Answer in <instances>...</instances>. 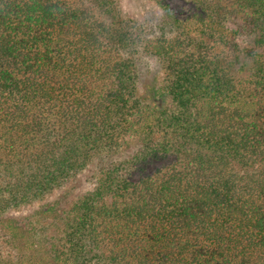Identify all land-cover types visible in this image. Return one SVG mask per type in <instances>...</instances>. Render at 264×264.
<instances>
[{
    "label": "trees",
    "instance_id": "obj_1",
    "mask_svg": "<svg viewBox=\"0 0 264 264\" xmlns=\"http://www.w3.org/2000/svg\"><path fill=\"white\" fill-rule=\"evenodd\" d=\"M0 264H264V0H0Z\"/></svg>",
    "mask_w": 264,
    "mask_h": 264
}]
</instances>
